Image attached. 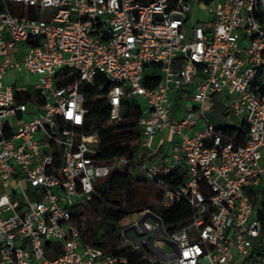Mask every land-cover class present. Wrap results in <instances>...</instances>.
<instances>
[{
	"label": "built area",
	"instance_id": "built-area-1",
	"mask_svg": "<svg viewBox=\"0 0 264 264\" xmlns=\"http://www.w3.org/2000/svg\"><path fill=\"white\" fill-rule=\"evenodd\" d=\"M194 1L207 20L187 32ZM148 66L161 74L156 86L142 83ZM9 68L37 79L4 84ZM98 73L111 120L124 99L141 103L145 158L159 153L157 132L175 138L156 162L98 158L83 89ZM183 97L191 104L180 107ZM216 101L238 125L209 122ZM111 161L154 181L161 206L191 207L173 232L156 221L160 238L147 240L160 264H264V0H0V264L126 263L83 241L72 219ZM175 170L185 177L169 183Z\"/></svg>",
	"mask_w": 264,
	"mask_h": 264
},
{
	"label": "trees",
	"instance_id": "trees-1",
	"mask_svg": "<svg viewBox=\"0 0 264 264\" xmlns=\"http://www.w3.org/2000/svg\"><path fill=\"white\" fill-rule=\"evenodd\" d=\"M151 69L159 71L154 66ZM96 77L98 82L95 86L83 88L84 105L88 109L85 114L84 129L97 136V147L100 150L98 158L108 161L114 156L135 158L140 139L138 120L142 113V105L134 99H124L120 118L111 120L110 106L106 97L109 84L102 74L98 73ZM160 79L161 74L143 75L142 83L152 87L156 86ZM31 93L24 92L17 97V101L27 102ZM246 129L247 126L244 123L237 129L238 141L244 140ZM234 130L236 129H229V133ZM146 160L149 162L151 158H143L141 162ZM135 171L134 167L128 163L111 161L108 175L96 182L92 198L74 206L72 219L78 225L83 241L105 251L125 255L127 262L124 264H160L157 255H151L144 249L139 250L141 246L122 245L123 239L126 242L128 240L123 232L118 235L123 225L131 223L130 215L145 206V203L140 201L137 186L140 182L145 184L147 178L141 173V176H136ZM184 177V171L175 170L165 176V180L177 184ZM154 196L160 202L162 191L155 192ZM88 213L101 215L103 220L90 223ZM155 214L159 216L165 231L169 233L189 221L192 210L185 200L180 199L169 206L159 204ZM147 254L155 259H148Z\"/></svg>",
	"mask_w": 264,
	"mask_h": 264
},
{
	"label": "rangeland",
	"instance_id": "rangeland-1",
	"mask_svg": "<svg viewBox=\"0 0 264 264\" xmlns=\"http://www.w3.org/2000/svg\"><path fill=\"white\" fill-rule=\"evenodd\" d=\"M196 20H207V13L206 9L198 2L194 1L192 3L191 9L188 12V20L186 22V30L187 32L190 31L191 26ZM17 58L20 59L21 56L17 55ZM160 74L159 71L152 70L149 66L145 69L144 75H158ZM37 79V77L33 75H28L25 71L21 73H16L14 69H7L6 74L3 78V83L12 85L14 84L15 87H20L25 85L27 82L32 83ZM173 99V98H172ZM180 102V107L184 104H191V99L189 97H183V98H177ZM175 103L176 101H174ZM205 115L209 122L214 126H225V125H238L233 120L234 118L231 117L230 113H227L226 108L223 106L221 101H216L215 105L211 108L206 110ZM205 126L204 121L199 123L198 126ZM157 137H162L164 139V146L166 149H169L170 147V139L171 134L167 131L158 132ZM158 142L155 141L153 148H157ZM134 174L136 176H141V174L138 171H135ZM143 176V175H142ZM137 189L140 192V201L145 203V206L141 209H138L136 212L132 213L130 215L131 223L128 225H123L119 229V234H121L125 229L127 231V234H125V238L128 240V242L123 239L122 245H132V246H141L139 250L144 249L145 251H148L147 253L155 254L154 250L151 248V245L147 238L149 237L152 241L154 239L160 238V231L155 228L157 227V220L153 216H151L150 213H156L158 209V205L160 202H158L155 199L154 193L161 190V188L152 180H146V183L143 182L139 183L137 186ZM159 203V204H158ZM88 218L90 223L94 222H100L103 220L101 215L91 214L88 213ZM148 226L154 227L153 231H150ZM150 254H147L146 256L150 260H154L155 258L152 257ZM150 255V256H149ZM157 255V254H155ZM158 259H160L158 257Z\"/></svg>",
	"mask_w": 264,
	"mask_h": 264
},
{
	"label": "crops",
	"instance_id": "crops-1",
	"mask_svg": "<svg viewBox=\"0 0 264 264\" xmlns=\"http://www.w3.org/2000/svg\"><path fill=\"white\" fill-rule=\"evenodd\" d=\"M164 131H167V130H164ZM159 132H163V131H159ZM167 132H169V131H167ZM157 134H158V132L156 133V135H155V139H154V142L155 141H157L158 142V145H157V148H154L155 149V151H158L159 153H163V154H165V153H167V150L168 149H166L165 148V146H164V139L162 138V137H160V139H159V137H157ZM172 136V135H171ZM173 139H175L173 136L171 137V139H170V142L173 140ZM154 145V144H153ZM146 153H148V151L147 150H145V149H143V148H140V147H138V149H137V151H136V157H141V159H143V158H145V154ZM159 153H151L150 154V156H149V154H148V157L146 156V158L148 159V158H151V160L148 162V160H146L145 161V163H153V162H156L158 159H159Z\"/></svg>",
	"mask_w": 264,
	"mask_h": 264
},
{
	"label": "water",
	"instance_id": "water-1",
	"mask_svg": "<svg viewBox=\"0 0 264 264\" xmlns=\"http://www.w3.org/2000/svg\"><path fill=\"white\" fill-rule=\"evenodd\" d=\"M156 220H158V222L161 223V220H160V218H159L158 216H156ZM123 233H124V234H127L126 229L123 231Z\"/></svg>",
	"mask_w": 264,
	"mask_h": 264
}]
</instances>
